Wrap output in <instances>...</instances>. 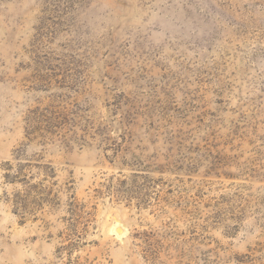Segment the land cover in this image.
Masks as SVG:
<instances>
[{"label": "rangeland", "instance_id": "obj_1", "mask_svg": "<svg viewBox=\"0 0 264 264\" xmlns=\"http://www.w3.org/2000/svg\"><path fill=\"white\" fill-rule=\"evenodd\" d=\"M0 264H264V0H0Z\"/></svg>", "mask_w": 264, "mask_h": 264}, {"label": "water", "instance_id": "obj_2", "mask_svg": "<svg viewBox=\"0 0 264 264\" xmlns=\"http://www.w3.org/2000/svg\"><path fill=\"white\" fill-rule=\"evenodd\" d=\"M117 232H118V233H121V229H119Z\"/></svg>", "mask_w": 264, "mask_h": 264}]
</instances>
